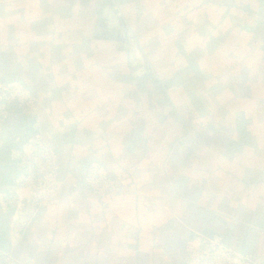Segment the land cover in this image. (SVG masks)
<instances>
[{"label":"crops","instance_id":"0c3cea01","mask_svg":"<svg viewBox=\"0 0 264 264\" xmlns=\"http://www.w3.org/2000/svg\"><path fill=\"white\" fill-rule=\"evenodd\" d=\"M39 112L0 121L11 151L40 131L62 180L12 247L21 264H186L194 233L264 264V0H0V81ZM92 162L116 188L83 184Z\"/></svg>","mask_w":264,"mask_h":264},{"label":"built area","instance_id":"2783aa9c","mask_svg":"<svg viewBox=\"0 0 264 264\" xmlns=\"http://www.w3.org/2000/svg\"><path fill=\"white\" fill-rule=\"evenodd\" d=\"M19 110L29 119L38 115V101L32 90L19 81H0V119ZM12 158L18 167L13 187L0 193L4 212L13 210L8 220V239L14 247L28 231L35 219L42 198L57 191L62 183L58 156L40 131L28 136ZM83 184L99 197H105L116 188V183L98 162L85 170ZM186 264H255L250 253L226 246L219 236L194 233L184 248ZM0 264H21L11 251L0 250Z\"/></svg>","mask_w":264,"mask_h":264},{"label":"rangeland","instance_id":"374dc122","mask_svg":"<svg viewBox=\"0 0 264 264\" xmlns=\"http://www.w3.org/2000/svg\"><path fill=\"white\" fill-rule=\"evenodd\" d=\"M17 81H18V80H17ZM24 87H25V86H24ZM25 88H26V87H25ZM27 89H30V88H27ZM30 90H31V89H30ZM3 120H4V119H0V121H3ZM19 148H20V147H19ZM19 148H17V149H19ZM17 149H13V150H17ZM13 150H12V151H13ZM12 151H11V158H12ZM12 159H13V158H12ZM13 161L15 162L14 159H13ZM15 163H16V162H15ZM107 173H108V172H107ZM31 225H32V224H31ZM31 225L28 227V230L31 228ZM27 232H28V231H27ZM27 232H26V233H27ZM26 233H25V234H26ZM25 234H24V235H25ZM17 260H18V259H17Z\"/></svg>","mask_w":264,"mask_h":264},{"label":"water","instance_id":"95a60500","mask_svg":"<svg viewBox=\"0 0 264 264\" xmlns=\"http://www.w3.org/2000/svg\"><path fill=\"white\" fill-rule=\"evenodd\" d=\"M13 210H10L9 213L12 214Z\"/></svg>","mask_w":264,"mask_h":264}]
</instances>
